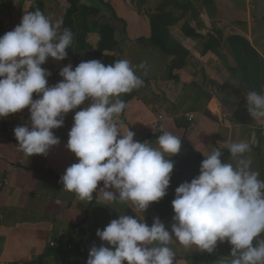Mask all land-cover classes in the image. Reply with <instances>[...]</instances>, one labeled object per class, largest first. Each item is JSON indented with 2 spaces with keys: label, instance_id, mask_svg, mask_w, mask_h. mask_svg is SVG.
<instances>
[{
  "label": "crops",
  "instance_id": "obj_1",
  "mask_svg": "<svg viewBox=\"0 0 264 264\" xmlns=\"http://www.w3.org/2000/svg\"><path fill=\"white\" fill-rule=\"evenodd\" d=\"M41 1L54 2L0 0V36L19 25ZM105 1L126 23L113 14L116 36L126 39L118 59L128 60L144 81L141 88L120 97L127 104L116 118L122 130L130 129L136 140L153 146L165 131L178 135L182 146L172 156L173 170L178 159L196 161V152L205 158L203 153L214 147L223 152L231 142H247L251 168L264 180V121L251 117L246 101L248 91L264 94V0H178L189 4L190 9L186 13L173 9L178 19L169 26L168 42L170 46H183L187 53L184 64L174 68L172 76L170 67L178 53L165 54L158 47L137 41L151 36L150 18L161 0L138 2V8L132 0ZM185 24L196 34H185ZM75 51H68L63 61L49 57L42 65L51 72L49 86L63 79L59 72L68 64L75 68L82 61H101L91 59L84 50L76 60ZM141 63L147 65L146 74L138 67ZM88 103L67 114L64 125L53 130L60 143L47 155H24L11 135L14 126L30 125L27 108L0 118V264H86L90 248L106 243L97 236V230H103L120 214L138 216L149 226L158 217L171 231L175 190L191 182L185 176L167 190L165 197L142 212L130 203L104 202L98 193L94 201H82L63 189L61 177L67 167L78 162L67 148L68 134L75 111ZM188 113L196 114L192 122L187 120ZM225 162L235 163L231 156ZM72 226L70 237L63 239ZM51 240L57 242L56 246H50ZM168 246L175 253L174 264H230L232 246L227 242H218L212 253L201 252L195 246L186 249L174 236ZM218 258L221 260H214Z\"/></svg>",
  "mask_w": 264,
  "mask_h": 264
},
{
  "label": "clouds",
  "instance_id": "obj_2",
  "mask_svg": "<svg viewBox=\"0 0 264 264\" xmlns=\"http://www.w3.org/2000/svg\"><path fill=\"white\" fill-rule=\"evenodd\" d=\"M63 20L53 22L40 10L26 13L13 30L0 36V118L30 112V125L17 126L14 135L26 156L47 155L60 143L53 130L75 111L67 148L78 158L61 177L63 189L82 201L93 194L107 203H130L139 212L167 195L174 163L181 150L178 135L165 131L156 146L122 130L116 118L127 107L121 96L143 86L126 59L105 65L99 60L64 66L63 78L49 86L51 72L43 68L48 58L63 61L73 43V33ZM139 68L147 72L146 63ZM37 94L33 99V94ZM247 109L264 121V94L248 91ZM235 163H226L220 148L203 153L200 174L175 190L171 231L160 219L151 226L144 220L121 215L103 230L102 243L92 246L86 264H174L168 246L173 236L186 249L195 246L212 253L218 242L232 246L230 264H264V180L251 168L249 143L226 145ZM100 182H103L99 187ZM114 189L115 191H112ZM255 241V243H254Z\"/></svg>",
  "mask_w": 264,
  "mask_h": 264
},
{
  "label": "rangeland",
  "instance_id": "obj_3",
  "mask_svg": "<svg viewBox=\"0 0 264 264\" xmlns=\"http://www.w3.org/2000/svg\"><path fill=\"white\" fill-rule=\"evenodd\" d=\"M54 2L56 4L52 6ZM54 2L50 1L47 2V4H45L44 1L38 2L36 4V10L38 9L46 13L50 12L48 15L53 22L62 18L63 24L61 26V31H63L64 28H68L73 33V43L68 51L72 52L76 50V60L80 56L79 52H81V50H84L85 55L91 56V59H100L104 64H106L107 57L119 58L118 56L123 50L126 39L120 40L116 36L115 28L113 27V12L109 6L105 4V0H74L76 4L83 5L81 3H87L90 6L99 8L100 11L97 14L91 13L86 15L84 10L80 9L70 16L68 12L70 7L69 0H54ZM120 27H122V25H120ZM112 28H114L113 34L111 31ZM251 57L252 62H255V56L252 55ZM126 95L128 94H125V96ZM257 239H264V233ZM214 260L221 259L218 258ZM213 263L221 262L213 261Z\"/></svg>",
  "mask_w": 264,
  "mask_h": 264
},
{
  "label": "trees",
  "instance_id": "obj_4",
  "mask_svg": "<svg viewBox=\"0 0 264 264\" xmlns=\"http://www.w3.org/2000/svg\"><path fill=\"white\" fill-rule=\"evenodd\" d=\"M104 1V0H102ZM70 7L68 9L69 16L72 15L74 12L83 9L86 15H89L91 13L97 14L100 9L97 7H93L90 5H79L74 2V0H69ZM138 2H144V0H132L133 5H135L138 8ZM107 6L111 9L114 16L120 20L122 19L118 18L113 7L110 5L109 2H105ZM173 9H181L183 13H186L190 9L189 4H184L178 0H161V3L159 4L157 8V12L154 13L151 16V36L149 38L141 37L137 41L141 44H151L155 47H158L163 53L170 54L173 51H176L178 54L176 58L173 60L172 65L170 67V75L172 76V71L174 68H181V66L184 64V55L187 53V51L184 49L183 46L177 45V46H170L168 42V36H169V26L175 22V20L178 19V17L174 14ZM45 16L49 17L46 12H42ZM124 22V21H123ZM125 26L126 23L124 22ZM183 30L185 31V34L187 35H195L196 33L191 29L189 25H184ZM112 34L114 33V28L111 29ZM176 48V49H175ZM68 51V50H67ZM106 64H111L115 60H118V58L114 57H107ZM230 152L227 150L222 152L221 159L225 162L230 157ZM196 161H194L192 158L187 159H178L177 160V168L173 170L171 173V180L169 188L174 186L177 182V180L183 176L187 177L189 181H191L193 178L197 177L200 174V167L201 162L204 157H202L199 153H195ZM172 161L174 159L170 157ZM168 188V189H169ZM167 189V190H168ZM96 197V193L93 194V201ZM75 226L71 227L70 232L67 235H64L62 238H69L71 235V231L74 229ZM60 247H56L55 249H58ZM53 248H50V250ZM51 251H49L50 253ZM43 256L41 257V259ZM40 259V260H41Z\"/></svg>",
  "mask_w": 264,
  "mask_h": 264
},
{
  "label": "built area",
  "instance_id": "obj_5",
  "mask_svg": "<svg viewBox=\"0 0 264 264\" xmlns=\"http://www.w3.org/2000/svg\"><path fill=\"white\" fill-rule=\"evenodd\" d=\"M196 117V114L195 113H188L187 114V120L189 122H192ZM18 125L14 126L11 130V135L15 138V135H14V128H16ZM16 139V138H15ZM17 140V139H16ZM2 183V181L0 180V184ZM57 242L55 240H51L50 241V246H56Z\"/></svg>",
  "mask_w": 264,
  "mask_h": 264
}]
</instances>
